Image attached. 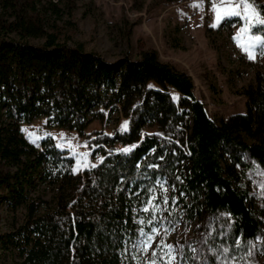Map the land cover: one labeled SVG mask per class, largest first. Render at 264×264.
<instances>
[{
  "label": "trees",
  "instance_id": "16d2710c",
  "mask_svg": "<svg viewBox=\"0 0 264 264\" xmlns=\"http://www.w3.org/2000/svg\"><path fill=\"white\" fill-rule=\"evenodd\" d=\"M177 1L185 0L165 3ZM58 2L0 0V204L11 213L25 211V243H31L15 264H46L37 251L41 227L67 216L83 185L72 173V158L50 138L32 145L20 124L45 117L50 127L82 133L100 109L117 108L129 117L127 129L113 136L95 133L94 143L131 148L98 179L106 214L88 229L78 264L128 263L127 251L138 237L137 214L157 181L175 191L187 222L213 221L212 254L205 256L209 264L221 254L243 257L260 234L261 221L236 169L264 171V74L257 72L254 83L242 90L245 113L217 124L195 99L191 77L161 63L154 50L141 51L135 61L109 63L82 44L69 45L54 22L71 16L75 0H66L65 10ZM245 2L264 19L263 0ZM234 22L225 20L217 31ZM252 31L264 37V26L255 23ZM145 127L155 132L143 133ZM69 230L80 240L87 224L69 221ZM189 255L183 252L182 261L192 262Z\"/></svg>",
  "mask_w": 264,
  "mask_h": 264
},
{
  "label": "rangeland",
  "instance_id": "374dc122",
  "mask_svg": "<svg viewBox=\"0 0 264 264\" xmlns=\"http://www.w3.org/2000/svg\"><path fill=\"white\" fill-rule=\"evenodd\" d=\"M55 3L58 0H53ZM66 0L58 7L64 9ZM167 0H75L76 8L71 16L63 14L55 20L57 30L69 37V45L82 44L86 52H97L107 62L117 63L127 58L139 59L144 50H154L161 63L188 74L194 84L193 95L205 108L209 118L217 124L234 114H244L246 99L242 90L254 83L257 72L264 74V46L252 49L254 59H249L242 45L251 36L254 21L246 19L245 0H185L165 3ZM264 1V0H263ZM234 8L238 15H223L217 20V9ZM227 19H234L230 29H217ZM262 37V36H261ZM40 40H31L38 44ZM175 101L177 94L170 91ZM93 118L82 133L48 126V119L40 117L30 123L20 124V133L32 145L38 147L43 139H52L56 148L73 159L72 173L80 176L83 185L68 207L67 216H55L41 229L38 252L45 255L46 264H78L81 251L87 244L88 229L100 224L106 214L97 194V183L124 156L123 149L131 146L116 144L113 149L94 143L95 133L113 136L124 131L121 109L103 111ZM26 130V131H25ZM155 128L145 127L143 133L153 134ZM186 151L185 147L181 148ZM241 183L247 188L261 221V232L250 243L243 257L217 256L215 264H264V171L256 168L236 169ZM167 189V191H165ZM162 204L169 199L166 211L158 214L143 211L150 197ZM83 220L87 231L83 239H76L69 230V221ZM150 220L159 229L150 248L139 245L140 229L150 231ZM140 221H144L142 225ZM25 211L8 212L0 204V264L21 262L22 250L29 249L23 229ZM138 237L127 251V264H167L165 255L170 245L175 259L171 264H209L206 255L213 221L207 217L186 221L175 191L165 181H157L144 206L136 217ZM165 228L169 231L165 233ZM30 239H36L30 236ZM160 246V247H158ZM209 251V252H208ZM156 253L155 257L153 253ZM183 252L190 253L192 262L182 261ZM163 257V258H162Z\"/></svg>",
  "mask_w": 264,
  "mask_h": 264
},
{
  "label": "snow or ice",
  "instance_id": "6c2138e0",
  "mask_svg": "<svg viewBox=\"0 0 264 264\" xmlns=\"http://www.w3.org/2000/svg\"><path fill=\"white\" fill-rule=\"evenodd\" d=\"M245 12H246V19L254 21L256 24H259L261 26H264V19H261L259 14L255 11L254 7L246 4L244 6ZM223 15H238L239 13H236L234 11V8H224L223 13L221 12V9H217V20L219 21L221 19V16ZM259 44L261 46H264V37L261 36H251L249 39V43L247 45H242L244 47L245 52L247 53L249 59H254L252 49L256 47V45ZM122 128L124 130L127 129V122H125L124 125H122ZM26 131V130H25ZM125 154L130 151L129 149H123L122 150ZM155 167V166H154ZM174 190V189H173ZM167 191V189H165ZM183 195V193H181ZM157 198L155 196L150 197L149 202L145 205L143 211L146 213L152 214H158V211H166L167 207L169 206V199L167 197L163 198L162 204H155L152 203V201L156 200ZM140 223L143 225L144 221H140ZM150 231L145 232L143 228L140 229V237L141 240L139 241V245L144 248H150L152 246V243L155 241L156 235H159V229L155 226V223L150 220L149 222ZM169 231L168 228H165V233ZM160 247V246H158ZM164 248L167 249V252L165 255L169 257V260L167 264H171V261L175 259V256L173 255L174 249L170 245H164ZM156 253H153V256L155 257ZM163 258V257H162ZM152 264H157L156 260H153Z\"/></svg>",
  "mask_w": 264,
  "mask_h": 264
}]
</instances>
